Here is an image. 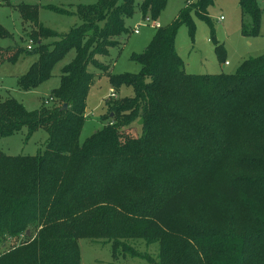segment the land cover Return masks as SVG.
Wrapping results in <instances>:
<instances>
[{"label": "trees", "instance_id": "trees-1", "mask_svg": "<svg viewBox=\"0 0 264 264\" xmlns=\"http://www.w3.org/2000/svg\"><path fill=\"white\" fill-rule=\"evenodd\" d=\"M62 1L46 9L79 19L66 33L41 24L37 9L22 12L36 27L29 40L38 60L19 80L21 90L49 80L75 52L62 67L52 107L28 111L0 98V138L24 128L26 140L39 129L48 135L36 156L0 149V264H81L79 240L99 238L112 241L114 258L120 239L158 242L159 261L151 264H264V55L234 74L187 73L175 40L181 26L193 33L192 14L208 19L212 0H198L132 56L137 74H112L110 62L99 59L121 53L135 9L156 19L168 0ZM239 1L242 35L259 36L257 0ZM23 50H0V65ZM96 70L136 96L107 100L109 125L81 145ZM139 121L140 136L131 129Z\"/></svg>", "mask_w": 264, "mask_h": 264}, {"label": "rangeland", "instance_id": "rangeland-1", "mask_svg": "<svg viewBox=\"0 0 264 264\" xmlns=\"http://www.w3.org/2000/svg\"><path fill=\"white\" fill-rule=\"evenodd\" d=\"M95 0H75L73 2L93 3ZM62 0H0V50L11 47L23 48L18 52L15 60H5L0 65V98L3 100L12 98L22 103L26 110L37 111L43 107L44 102L50 98L53 91L60 85V74L62 67L69 63L75 56L71 51L53 70L52 77L42 82L38 87L30 90H21L18 86L19 80L27 74L30 67L38 60L34 52L26 51L29 45L30 35L36 27L32 23H24L22 12H30L31 9L39 11V22L45 27L59 33H66L75 24L80 23L77 17H66L46 9L48 5L60 6ZM198 0H168L165 9L160 16L154 19L147 14L151 20L156 21L161 28L172 24L180 12L190 4H196ZM263 11L260 35L257 37H245L241 33V9L239 0H212L206 7L208 19H202L197 14H192L194 31L190 33L187 26H181L176 36L175 46L186 66V72L190 74H212L220 73L234 74L240 65L253 58L264 55V0H257ZM76 5V4H75ZM31 8V9H27ZM221 18H223L221 20ZM144 23L142 12L136 8L132 18L127 20L129 36H122V51L117 54L111 50L110 56L99 61L106 64L110 62L112 74H137L140 66L132 61L133 55L142 53L150 44L157 29L148 26L141 27L139 34L133 31ZM25 24V25H24ZM51 41V40H49ZM223 51L218 54L216 48ZM229 66L222 68L223 64ZM92 71H94L91 68ZM86 99L85 118L80 135V144L99 131L104 125H109L106 118L108 107L106 101L133 99L136 94L132 87L120 86L119 88L109 83L107 76L98 74ZM116 91V98L111 97L110 89ZM56 103L55 106H57ZM54 106V105H53ZM134 125H137L134 127ZM131 126L134 133L141 135V123ZM133 127V128H132ZM129 130L124 131L120 143H126L130 135ZM27 129L8 137L0 138V149L9 156H36L44 152L48 139L47 132L39 129L30 140H26ZM118 214L123 216L122 211ZM133 224L131 216H129ZM29 234V233H28ZM22 239L9 240L7 249L18 246ZM118 247L119 255L114 258L111 244L107 238L80 239L81 264H151L159 261L160 245L158 242L148 244L144 239H120ZM132 250L133 255L122 254L124 251ZM146 255L152 259H143L139 256Z\"/></svg>", "mask_w": 264, "mask_h": 264}, {"label": "built area", "instance_id": "built-area-1", "mask_svg": "<svg viewBox=\"0 0 264 264\" xmlns=\"http://www.w3.org/2000/svg\"><path fill=\"white\" fill-rule=\"evenodd\" d=\"M193 0H189V2H192ZM223 18H221L222 20ZM145 26H148V27H151V28H155V29H158L160 28V25L154 21V20H151L149 17L145 18L144 19V23L141 24V25H138L135 29H134V33L135 34H139L140 32V28L141 27H145ZM32 46H33V41L32 40H29V45L27 46V49L30 51L32 49ZM110 93H111V97L112 98H116V92L114 89H111L110 90ZM53 99L52 98H49L48 100L45 101V104L46 105H49L50 102H52Z\"/></svg>", "mask_w": 264, "mask_h": 264}, {"label": "crops", "instance_id": "crops-1", "mask_svg": "<svg viewBox=\"0 0 264 264\" xmlns=\"http://www.w3.org/2000/svg\"><path fill=\"white\" fill-rule=\"evenodd\" d=\"M227 66H229V63H225V64H223L222 68L225 69V67H227ZM111 89H113V88H111ZM111 89H110V90H111Z\"/></svg>", "mask_w": 264, "mask_h": 264}, {"label": "water", "instance_id": "water-1", "mask_svg": "<svg viewBox=\"0 0 264 264\" xmlns=\"http://www.w3.org/2000/svg\"><path fill=\"white\" fill-rule=\"evenodd\" d=\"M65 109H67V105H66V104L63 106V110H65ZM28 233H29V232H28Z\"/></svg>", "mask_w": 264, "mask_h": 264}]
</instances>
